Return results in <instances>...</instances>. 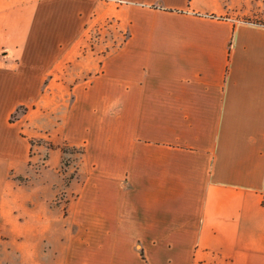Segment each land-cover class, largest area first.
Here are the masks:
<instances>
[{"label": "crops", "instance_id": "0c3cea01", "mask_svg": "<svg viewBox=\"0 0 264 264\" xmlns=\"http://www.w3.org/2000/svg\"><path fill=\"white\" fill-rule=\"evenodd\" d=\"M0 264H264V0H0Z\"/></svg>", "mask_w": 264, "mask_h": 264}, {"label": "rangeland", "instance_id": "374dc122", "mask_svg": "<svg viewBox=\"0 0 264 264\" xmlns=\"http://www.w3.org/2000/svg\"><path fill=\"white\" fill-rule=\"evenodd\" d=\"M111 32L113 33L111 28L107 29V30H102V31H100L99 29H96V31L92 30V34H91L90 38L93 40L94 37H98V36L102 35V33H105V36H109V35H111ZM112 36H113V34H112ZM118 38H122V36L118 35ZM20 115H21V111H18V112H15L14 114H12V116L10 118L12 121H14ZM40 142H45V145L47 146V148L55 147V145L48 140L40 141ZM60 147H61L62 155H63L61 168H60L59 173L55 172L54 174L51 175V176H53V180H54V184H55V190L57 189L56 190L57 191L56 196L52 202V207H51L54 210V214H52L50 216L55 220H63L66 218L69 219L71 217V213H70V210L68 209L67 203L75 197L76 190H78L79 186H83L84 182H85L84 181L85 178L80 177L81 176L80 175V166H81V161L83 158L84 147L83 146H80V147L74 146V145H71L69 143H62V144H60ZM37 153H38L37 148L34 145H32V148L30 150V156L32 157V161H31L32 163L35 161V159L33 157L36 156ZM42 155L43 156H41L39 159L40 161L35 163V165H36L35 168L41 169L43 167V164L45 163L44 159L48 157L47 151H46V153H43ZM22 179H23L22 181H24V178H22ZM72 183L76 187L72 188ZM56 222H59V221H56ZM44 228L45 227H40V226L35 227V226H32V224H31L28 228V231L31 234L38 235L39 233L43 232L42 229H44ZM72 229L75 230L77 228L72 227ZM27 245H28L27 248L23 246L22 250L33 251L34 250L33 248L38 244L29 243ZM8 246H9L8 251H14L15 250L14 244H12V245L9 244ZM42 246H43V248H41V250L47 249L46 243H43ZM12 256H13V254H12Z\"/></svg>", "mask_w": 264, "mask_h": 264}]
</instances>
